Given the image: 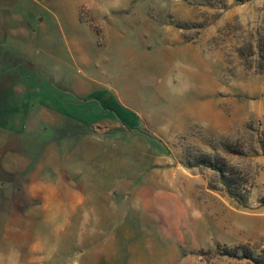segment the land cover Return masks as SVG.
Returning a JSON list of instances; mask_svg holds the SVG:
<instances>
[{"label": "rangeland", "instance_id": "obj_1", "mask_svg": "<svg viewBox=\"0 0 264 264\" xmlns=\"http://www.w3.org/2000/svg\"><path fill=\"white\" fill-rule=\"evenodd\" d=\"M259 41L264 0H0V264H255Z\"/></svg>", "mask_w": 264, "mask_h": 264}, {"label": "trees", "instance_id": "obj_2", "mask_svg": "<svg viewBox=\"0 0 264 264\" xmlns=\"http://www.w3.org/2000/svg\"><path fill=\"white\" fill-rule=\"evenodd\" d=\"M238 53L241 59H243V61L245 62L251 59L252 57H256L259 60V66H258L259 73L264 71V44L261 41H259L258 43H255L254 45L250 43L246 49H241L238 51ZM205 165L212 167V164L210 163L205 164ZM213 169H216V168H213ZM223 184L227 188L228 194L234 198L235 193L232 191V188L230 186L232 184L227 182L226 180H223ZM246 258L251 260L255 264H264V256L254 257L249 254Z\"/></svg>", "mask_w": 264, "mask_h": 264}, {"label": "crops", "instance_id": "obj_3", "mask_svg": "<svg viewBox=\"0 0 264 264\" xmlns=\"http://www.w3.org/2000/svg\"><path fill=\"white\" fill-rule=\"evenodd\" d=\"M1 63L3 64L4 62H3V61H1Z\"/></svg>", "mask_w": 264, "mask_h": 264}]
</instances>
